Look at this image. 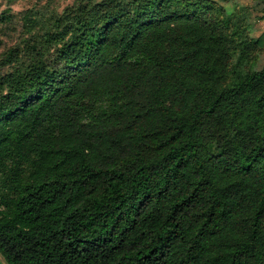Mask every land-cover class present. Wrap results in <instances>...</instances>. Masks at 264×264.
<instances>
[{
	"label": "trees",
	"instance_id": "obj_1",
	"mask_svg": "<svg viewBox=\"0 0 264 264\" xmlns=\"http://www.w3.org/2000/svg\"><path fill=\"white\" fill-rule=\"evenodd\" d=\"M220 1L25 12L0 58L5 264H264V33Z\"/></svg>",
	"mask_w": 264,
	"mask_h": 264
},
{
	"label": "rangeland",
	"instance_id": "obj_2",
	"mask_svg": "<svg viewBox=\"0 0 264 264\" xmlns=\"http://www.w3.org/2000/svg\"><path fill=\"white\" fill-rule=\"evenodd\" d=\"M75 0H0V16L9 15V20L0 18V58L1 53L9 47L21 46V37L23 36V16L27 10L39 11L43 15L52 13H60L63 8L70 5ZM220 1V0H219ZM225 7L231 8L233 3L245 6L250 9L249 19L253 21L252 36H260L264 33V19L254 21L255 17L261 16L260 11L263 0H229L227 2L220 1ZM258 2V3H257ZM23 58V57H22ZM264 64V49L258 54L257 67L260 68ZM8 66H4L0 71L7 72ZM1 264H5L0 256Z\"/></svg>",
	"mask_w": 264,
	"mask_h": 264
}]
</instances>
